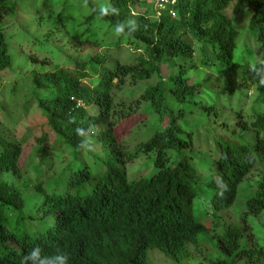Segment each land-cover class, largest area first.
Instances as JSON below:
<instances>
[{
	"label": "trees",
	"instance_id": "obj_1",
	"mask_svg": "<svg viewBox=\"0 0 264 264\" xmlns=\"http://www.w3.org/2000/svg\"><path fill=\"white\" fill-rule=\"evenodd\" d=\"M144 1L72 0L82 4L81 13L88 11L76 25L72 46L81 48L80 52L90 51L70 55V60L57 68L52 55L29 52L30 62L37 64L28 71L31 83L36 92L46 94L31 101L37 99L48 130L55 132L61 146L69 144L76 154L83 155L85 151L77 147L82 138L75 129L94 125L92 151L98 155L92 163L83 160L77 168L70 165L64 169L67 189L47 191L39 182L36 187L43 193L41 199L30 212L23 213L27 202L23 187L28 185L18 184L17 179L27 170L19 160L29 134L11 140L0 137V264H21L37 246L42 255L66 253L69 264H149L151 248L182 262L194 254L202 234L211 229L221 253L210 259L212 264H264V244L249 223L251 215L264 211V93H259L263 105L253 115L238 111L244 142L220 139L207 163L198 167L194 156L199 158L194 133L201 134L213 112L216 123L228 126L227 121H219L217 112L222 110L223 95L217 87L230 80L225 77L227 71H249L250 63L264 59V0H177L157 14L152 4V12L143 7ZM54 3L0 0V71L13 68L10 40L26 35V27L32 25L25 20L26 12L21 13L22 7H37L39 14L31 21L48 16L57 23ZM42 4L48 14L39 11ZM103 4L113 5L119 14L99 17ZM230 11L235 17L250 13L248 35L256 42L260 59L255 58L249 41L240 39L241 29ZM7 17L12 21L3 24ZM129 19L136 21V31L117 37L114 26ZM196 44L202 65L214 72L195 64ZM104 47L110 52L117 49V53L108 59L100 54ZM129 47L131 57H125L128 60L124 62L118 52ZM234 92L235 88L232 95ZM78 100L84 106H78ZM154 114L156 117L147 119ZM193 117L195 125L199 123L197 130L190 126ZM48 130L39 140L38 152L43 171L50 172L56 165V148ZM142 156L147 157L144 168L150 169V175L140 171L129 179L127 164ZM218 177L226 185L223 190L216 183ZM201 178L212 195L204 214L196 216ZM253 180L244 212L236 220L228 209L241 185L247 182L244 189ZM74 187L89 191L74 194ZM49 214H55L54 222L34 230L36 217ZM207 217L211 223H204Z\"/></svg>",
	"mask_w": 264,
	"mask_h": 264
},
{
	"label": "rangeland",
	"instance_id": "obj_2",
	"mask_svg": "<svg viewBox=\"0 0 264 264\" xmlns=\"http://www.w3.org/2000/svg\"><path fill=\"white\" fill-rule=\"evenodd\" d=\"M30 1V0H28ZM53 4L54 15L57 17V23L51 22L47 19L48 16H45L43 20H34V15L39 14L37 7L34 8L27 4L22 7L21 13L26 12L25 20L28 23H32L31 26L26 27V35L20 37L19 39L13 38L10 40L12 45V55L14 56L13 68L9 70L0 71V137L3 139H16L21 137H26L29 134L27 142L23 144V153L19 160V165L23 168H26V172L23 177L17 179V183L20 185L27 184L26 188L23 187L24 197L27 202L25 204L23 213L30 212L37 200L41 199L43 193L37 189L36 185L41 182L44 188L47 191L63 190L68 188V173L64 169L70 165L77 168L85 160L88 163H92L95 157L98 155L96 151H85L83 155L76 154L75 149L69 144H64L61 146V141L58 139L55 132L48 130L46 126V119L42 114V110L38 104L37 99L31 101L37 96L46 95L45 92H36L35 88L31 83V76H29L28 71H30L34 65L30 62L28 54L30 51L34 52H46L53 57L54 67H60L62 64H66L70 60L71 56H76L78 53L84 55L90 51V48H87L85 51L80 52L81 48L75 49L72 43L73 39L76 37V25L78 22L82 21L83 16L88 14L87 10H83L81 13V6L77 3H73L72 0H54ZM66 2H68L66 4ZM72 2V3H71ZM74 5V7H73ZM143 7H148L152 12V5L148 1L142 3ZM67 7L66 12L63 17H60L59 14L62 12L63 8ZM152 9H151V8ZM76 8V9H75ZM39 11L42 14H48L49 10L40 5ZM85 11V12H84ZM153 11L158 13V10L153 9ZM229 16L233 21H235L238 27L241 29L240 39L245 43L246 41L250 43V48L256 53V59H260V52L256 42L250 38L248 35V25L250 21V13H243L235 17L232 11L229 12ZM12 21L10 17H7L3 20V24H9ZM34 22V23H33ZM14 30L11 31V34ZM37 31V33H34ZM30 33V34H29ZM33 34V35H31ZM23 48V50H22ZM128 49V50H127ZM127 49H121L118 53L123 57L124 62L127 60L125 57H131V47ZM100 54L107 56L108 59L111 58V55L117 53V49H113L112 52L106 51V48H100ZM30 52V53H29ZM111 53V54H110ZM243 54V53H242ZM67 56L69 58L63 59L62 56ZM71 55V56H70ZM237 57V56H236ZM203 56L200 51L199 44H196V54H195V64L198 68L203 69L208 72H214L207 66L202 65ZM205 68V69H204ZM49 71L51 69H48ZM165 70V68H164ZM168 73V70H165V73ZM196 74V73H195ZM194 74V75H195ZM227 80L222 83L221 86L217 89L223 95L221 96V111H217L221 114L219 121H227L228 126L220 125L216 123V112H213L210 116L209 125L203 124L200 131H195L194 139L197 144L196 150L198 151L199 158L195 156V162L197 167L199 164L207 163L210 155L212 154L213 146L220 139H227L236 142H244L245 136L242 135V131L238 126L237 117L238 111L242 110L245 115L251 116L253 113L257 112L261 105L259 93H264V85L259 82V79L256 77L255 73L245 71L244 69H234L227 71L225 75ZM147 83V82H146ZM144 87L145 83L142 84ZM236 89L237 92H233V89ZM232 90V91H231ZM231 91V93H230ZM230 94V95H229ZM167 96L170 97L169 94ZM231 97V98H229ZM31 101V102H30ZM28 102V104H27ZM21 103H25L28 106H21ZM176 106V104H173ZM190 107V106H187ZM202 111V110H201ZM28 114V115H27ZM151 117H156V115H148L147 119L150 120ZM209 117V116H208ZM194 117L191 119L190 126L196 129V124ZM208 122V121H207ZM206 125V126H204ZM48 130L49 140L57 141L56 144H53L55 149V166L51 171H43L45 167L43 162L40 160V155L38 152V144L40 138L43 136L44 132ZM197 130V129H196ZM140 131L133 132L134 135H138ZM11 140V139H10ZM56 145V146H55ZM64 147V151L61 152V148ZM2 148L0 144V149ZM191 150L186 152L191 153ZM201 162V163H200ZM147 163V157L142 156L136 159L134 162L127 164V172L129 179L134 178L138 175V172L142 171L145 176H149L150 169H145L144 165ZM204 172V170H201ZM26 182V183H25ZM255 180L250 183L249 186L243 187L247 184L245 181L241 185V192L239 193L234 205L231 209H228L229 215L235 218L236 220L243 214L244 203L253 189L251 186ZM88 185V184H87ZM244 190V191H243ZM89 188L85 187H74L71 188V192L76 194L78 192H88ZM211 191L204 184V179H200V186L198 189V195L195 198V210L194 213L196 216L204 214V211L209 206V198L211 197ZM223 216V215H222ZM37 220H35L32 225L33 229L43 230L47 228L49 223L54 222L55 214H49L45 217L38 215ZM211 223V217L204 219V223ZM223 222V221H222ZM249 223L252 225L253 231L256 234V238L260 244H264V211L259 215H251L249 218ZM222 224V223H221ZM214 229L207 231L202 234L201 245L196 247L193 255L189 258L184 259L182 262H176L171 258L167 257L157 248H151L148 251V261L149 264H212L210 259L218 257L221 255L219 249L216 248V237H214ZM220 232V230L218 231ZM191 250H194L193 248ZM241 264H245L242 262Z\"/></svg>",
	"mask_w": 264,
	"mask_h": 264
},
{
	"label": "clouds",
	"instance_id": "obj_3",
	"mask_svg": "<svg viewBox=\"0 0 264 264\" xmlns=\"http://www.w3.org/2000/svg\"><path fill=\"white\" fill-rule=\"evenodd\" d=\"M98 11L99 17H104L109 14H119V9L111 4L101 5ZM137 27L138 25L136 21L129 19L125 22L116 23L114 26V32L117 37L126 36L136 31ZM250 71L255 73L259 82L264 85V59L258 60L255 63H250ZM72 122H75V120L73 119ZM93 129L94 125L91 124H89L87 128L77 127L75 129L76 134L82 138L77 145L78 149L84 151H92L94 149L95 142L93 140ZM216 183L222 190L226 188L222 178L218 177ZM21 264H69V257L66 253L59 251L53 255H42L41 248L37 246L23 257Z\"/></svg>",
	"mask_w": 264,
	"mask_h": 264
},
{
	"label": "built area",
	"instance_id": "obj_4",
	"mask_svg": "<svg viewBox=\"0 0 264 264\" xmlns=\"http://www.w3.org/2000/svg\"><path fill=\"white\" fill-rule=\"evenodd\" d=\"M146 1L150 2L155 7V9L158 10L157 12H160L163 9H165L166 6L170 5L171 3L177 0H146ZM77 105L84 106V102L78 100Z\"/></svg>",
	"mask_w": 264,
	"mask_h": 264
}]
</instances>
